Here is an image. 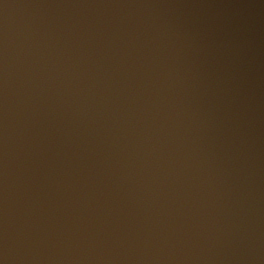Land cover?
<instances>
[{"label":"water","instance_id":"1","mask_svg":"<svg viewBox=\"0 0 264 264\" xmlns=\"http://www.w3.org/2000/svg\"><path fill=\"white\" fill-rule=\"evenodd\" d=\"M0 264H264V0H0Z\"/></svg>","mask_w":264,"mask_h":264}]
</instances>
